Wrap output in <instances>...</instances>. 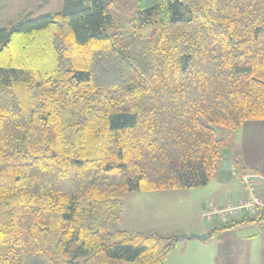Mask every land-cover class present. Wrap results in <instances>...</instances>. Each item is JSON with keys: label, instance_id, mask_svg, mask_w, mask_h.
I'll list each match as a JSON object with an SVG mask.
<instances>
[{"label": "trees", "instance_id": "obj_1", "mask_svg": "<svg viewBox=\"0 0 264 264\" xmlns=\"http://www.w3.org/2000/svg\"><path fill=\"white\" fill-rule=\"evenodd\" d=\"M112 3L0 28V264H164L175 235L109 230L124 195L204 186L214 126L264 120V0Z\"/></svg>", "mask_w": 264, "mask_h": 264}, {"label": "rangeland", "instance_id": "obj_2", "mask_svg": "<svg viewBox=\"0 0 264 264\" xmlns=\"http://www.w3.org/2000/svg\"><path fill=\"white\" fill-rule=\"evenodd\" d=\"M63 3L64 0H0V28L8 27L23 14H30L31 18H36L60 12ZM135 10L136 0H113L111 6V12L119 22H123ZM214 128L217 137L226 138L227 142L231 134L237 133L220 126H214ZM228 156L229 149H226L221 161V165L223 164L226 169L230 167ZM216 184V179H210L205 186L188 189L161 190L157 194H147L145 191L130 192L125 199L122 220L120 217V220L110 222L109 230H121L123 227L151 233L154 232L150 231L151 229L170 228V231L166 232H172L175 236L179 234L189 236L195 233L185 232H189L188 230L194 226H202V224L208 226L210 223V225L217 227L219 225L217 216L213 215L207 218L205 215L214 210L222 209V207L211 206L207 201L211 193L219 190ZM148 195L155 196L150 197ZM201 202H204L203 207ZM160 224L163 227H160ZM257 233L264 234V222L252 226L245 225L238 230L232 229L212 234L206 242L196 238L188 240L181 238L167 255L164 264H229L235 256L234 253H237L235 257L241 256V253L246 256L247 249H249L250 258L245 259L243 264H264V235L250 240V247L246 243H240L236 248L234 247L236 238ZM218 251L221 262L219 260L215 262Z\"/></svg>", "mask_w": 264, "mask_h": 264}, {"label": "crops", "instance_id": "obj_3", "mask_svg": "<svg viewBox=\"0 0 264 264\" xmlns=\"http://www.w3.org/2000/svg\"><path fill=\"white\" fill-rule=\"evenodd\" d=\"M234 135L231 134L228 140V149H229V156L228 160L230 161V167L229 169H226L223 167V164L220 165L219 170L216 172V174L211 179H216L217 181V187H219V190L214 191L211 193V196L208 198L207 201H209L211 206L214 207H222L225 208L228 203H234L240 200L242 197H246L247 192L245 189V185L241 179V174L252 172L256 175V185L259 190L260 195L264 198V120H250L246 121L241 128L238 131H235ZM206 185V184H205ZM204 185V186H205ZM200 187V186H199ZM188 189V188H183ZM166 190H175V189H164L162 191ZM177 190V189H176ZM161 190L158 191H149L146 192L147 194H157ZM136 192V191H133ZM141 192V191H139ZM130 192L126 193L123 197V210L121 212V220L124 215V209H125V199L127 195ZM148 196H155V195H148ZM202 207L204 206V202H201ZM221 204L222 206H216ZM224 205V206H223ZM218 218V217H217ZM235 218H238L237 216L232 217H223L218 218L219 225L218 227L226 223L230 220H233ZM120 220V218L118 219ZM262 221H255V222H243L239 224H235L230 228L217 230L214 232V234H218L219 232H225L229 230H238L239 228H242L245 225H255L263 223ZM210 226V227H209ZM160 227L161 226L160 224ZM158 228V226H157ZM212 228H216L215 226L210 225V223L207 225L202 224V226H194L191 229H189V232L185 233H195V234H207L206 240H200V241H207L211 236H208V231ZM122 230H128V231H141L137 229H126L121 227ZM150 231L157 232L162 235H173L172 232L168 233L166 231H170V228L162 229V230H154L151 229ZM181 231V230H180ZM187 231V230H186ZM257 235V236H256ZM261 235H264L263 233H257L252 235H243L239 238H236V243L234 247L236 248L237 245L240 243H246L247 246L250 247V240H254L257 237H260ZM186 239V238H183ZM187 238L186 240H188ZM192 239V238H191ZM246 246V247H247ZM246 250V249H245ZM219 251L216 252L215 256V262L219 260ZM235 256L237 253H234ZM241 256H233V260H230L229 264H243L245 262V259L250 258V252L249 249L246 250V256H244L242 253ZM243 259V261H241Z\"/></svg>", "mask_w": 264, "mask_h": 264}, {"label": "built area", "instance_id": "obj_4", "mask_svg": "<svg viewBox=\"0 0 264 264\" xmlns=\"http://www.w3.org/2000/svg\"><path fill=\"white\" fill-rule=\"evenodd\" d=\"M241 179L247 192L235 203H228L225 208L206 213L207 218L216 215L218 218L243 215L264 214V198L260 195L256 185V175L252 172L241 174Z\"/></svg>", "mask_w": 264, "mask_h": 264}, {"label": "water", "instance_id": "obj_5", "mask_svg": "<svg viewBox=\"0 0 264 264\" xmlns=\"http://www.w3.org/2000/svg\"><path fill=\"white\" fill-rule=\"evenodd\" d=\"M176 239H181V238H196L199 240H206L207 239V234H191L189 236H186L185 234H179L175 236Z\"/></svg>", "mask_w": 264, "mask_h": 264}]
</instances>
